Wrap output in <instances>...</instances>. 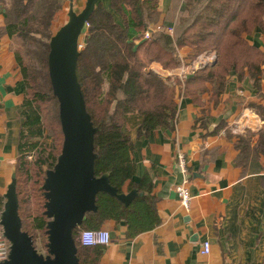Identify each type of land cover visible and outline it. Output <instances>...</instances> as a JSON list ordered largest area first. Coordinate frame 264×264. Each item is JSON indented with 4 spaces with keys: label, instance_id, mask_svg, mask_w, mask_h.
<instances>
[{
    "label": "trees",
    "instance_id": "1",
    "mask_svg": "<svg viewBox=\"0 0 264 264\" xmlns=\"http://www.w3.org/2000/svg\"><path fill=\"white\" fill-rule=\"evenodd\" d=\"M8 2V4L6 3ZM145 22L156 16V0H144ZM5 9L4 31L19 40L35 66L25 65L15 43V59L26 84L22 104L19 157L14 173V189L18 201L21 231L31 237L33 247L38 238L47 250V224L43 184L46 172L52 170L61 154L63 135L59 121L58 101L53 95L48 71V55L55 15L62 9V0H0ZM185 15L179 19L174 36L158 33L138 44L117 25L100 5L94 7L87 23L85 43L79 50L76 77L94 135L95 177L106 175L117 194L136 192L130 203L123 204L115 196L100 192L95 211L85 213L82 223L72 231L77 264H98L100 246L84 247L79 243L83 230L98 231L108 221H123L128 236L135 237L159 224L156 199L148 175L135 184L133 142L123 132L125 116L136 114L141 122L137 137L174 122L177 113L176 94L196 99L208 86L216 99L224 90L229 74L240 78L248 73L253 84L262 75L264 51L246 39L255 28L264 36V0H186ZM133 24V21L130 22ZM140 31L145 25L134 24ZM189 49L188 58L214 51L216 61L197 70L184 83L179 79L161 77L146 69L158 63L164 70L180 66L177 50ZM106 85L104 89L103 86ZM51 105L52 114L44 124L43 107ZM44 105V106H43ZM261 110L264 107H260ZM48 129V144L44 134ZM37 138L36 144L30 140ZM256 143L251 145L253 139ZM39 144V145H38ZM37 148L33 160L27 159L31 148ZM236 163L246 168L250 162L264 159V128L246 131L235 143ZM6 198H0V219Z\"/></svg>",
    "mask_w": 264,
    "mask_h": 264
},
{
    "label": "crops",
    "instance_id": "2",
    "mask_svg": "<svg viewBox=\"0 0 264 264\" xmlns=\"http://www.w3.org/2000/svg\"><path fill=\"white\" fill-rule=\"evenodd\" d=\"M186 0H156V16L145 22L144 0H97L113 21L131 35L134 44L144 40L147 30L159 26L174 36L179 19L185 15ZM88 0H62L55 15V34L68 22L70 9L81 14ZM5 9L0 5V198L12 187L19 157L22 104L26 84L15 59V40L4 31ZM133 21V24L130 22ZM134 24L145 25L140 32ZM85 34L87 27L85 26ZM172 31L169 32L168 30ZM84 34V35H85ZM250 45L264 51V36L255 28L246 36ZM179 67L164 70L153 62L150 70L161 77L179 79L189 59V49L177 50ZM211 66V65H210ZM203 69V68H201ZM198 69V70H201ZM255 85L247 72L240 78L229 74L223 92L213 98L208 86L196 99L177 92L174 122L137 137L140 116H125L123 132L133 142L132 157L138 184L145 175L151 179L159 224L150 231L129 237L123 221H108L102 227L111 242L101 248L98 264H264V159L246 168L236 163L235 143L247 130L264 128V65ZM197 71V70H196ZM232 129L239 132L234 134ZM256 143L254 138L251 145ZM186 159L181 172L177 155ZM186 181L191 196L189 207L180 203L176 187ZM128 182L123 194L127 196ZM210 251L203 254V242Z\"/></svg>",
    "mask_w": 264,
    "mask_h": 264
},
{
    "label": "water",
    "instance_id": "3",
    "mask_svg": "<svg viewBox=\"0 0 264 264\" xmlns=\"http://www.w3.org/2000/svg\"><path fill=\"white\" fill-rule=\"evenodd\" d=\"M97 0H88L84 11L75 15L69 11L66 24L52 36L48 55V71L53 95L58 101L59 121L63 135L61 154L52 170L46 172L43 184L47 224L46 257L39 255L32 239L21 231L18 201L13 184L1 214L0 226L10 243L8 259L0 264H77L72 231L85 213L95 211L100 192L115 196L123 204L136 197L117 194L106 175L95 177L94 135L90 117L76 77L79 39Z\"/></svg>",
    "mask_w": 264,
    "mask_h": 264
},
{
    "label": "built area",
    "instance_id": "4",
    "mask_svg": "<svg viewBox=\"0 0 264 264\" xmlns=\"http://www.w3.org/2000/svg\"><path fill=\"white\" fill-rule=\"evenodd\" d=\"M85 26L88 27V23H86ZM160 31H162V29L159 26H156L153 30H150V31L147 30L144 34V40L150 39L154 33H157ZM168 31L171 32L172 30L169 29ZM215 61H216V54L214 52L201 53L198 56H196V58L192 60L190 63L183 65L181 67L180 74L177 77L185 81L187 77L190 74H192L191 72H194L206 66H210ZM232 132L236 134L239 131L236 129H232ZM177 162H178L179 168L181 169V172L183 174H186V159L182 154L177 155ZM176 191L179 196L180 203L185 209H188L191 196L186 188V181H184L181 185L177 186ZM84 231H91V232L96 233V236L93 238L94 242L91 245L86 246L81 242V233ZM103 233H107L106 242H103V243L96 242L103 238V235H102ZM110 242H111L110 234L107 230H104V229H100L98 231L83 230L80 232V235H79V243L81 246H84V247H95V246L106 247L107 245H109ZM202 246H203L202 253L208 254L210 251L209 242L207 241L203 242ZM9 253H10V243L4 236L3 229L0 226V263L5 262L8 259Z\"/></svg>",
    "mask_w": 264,
    "mask_h": 264
},
{
    "label": "rangeland",
    "instance_id": "5",
    "mask_svg": "<svg viewBox=\"0 0 264 264\" xmlns=\"http://www.w3.org/2000/svg\"><path fill=\"white\" fill-rule=\"evenodd\" d=\"M8 4V2H6ZM82 34L80 36V39H79V50H81L83 48V45L85 43V37H86V34H85V29L83 28V30L81 31ZM85 34V35H84ZM18 51L21 53V56L23 58V61L25 63V65H27L28 67H34L35 66V63L34 61L31 59L30 56L27 55L25 49L22 48V43L21 41H17L15 43ZM208 52H214V51H208ZM204 53V52H203ZM215 53V52H214ZM216 54V53H215ZM217 57V55H216ZM147 70V69H146ZM103 88L105 89L106 88V85L103 86ZM44 106V105H43ZM51 114H52V108H51V105L48 104V105H45V108L43 107V115H44V124H48V119H50L51 117ZM48 132L49 130L48 129H45V132L44 134L46 136H48L45 141L50 144L51 142V139L49 138V135H48ZM31 144H36L37 142V138L33 137L31 140H30ZM39 145V144H38ZM37 148H31L28 153H27V159L30 161V160H33V157L35 156V154L37 153ZM35 250L36 252L39 254V255H42L43 257H46L48 255L47 253V250L44 249L43 245H42V239L41 238H38L36 240V243H35Z\"/></svg>",
    "mask_w": 264,
    "mask_h": 264
},
{
    "label": "clouds",
    "instance_id": "6",
    "mask_svg": "<svg viewBox=\"0 0 264 264\" xmlns=\"http://www.w3.org/2000/svg\"><path fill=\"white\" fill-rule=\"evenodd\" d=\"M102 235H103V238L96 242H100V243L106 242L107 233H103ZM95 236H96V233L94 232L84 231L81 233V242L86 246L91 245L94 242L93 238Z\"/></svg>",
    "mask_w": 264,
    "mask_h": 264
}]
</instances>
